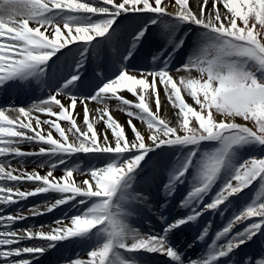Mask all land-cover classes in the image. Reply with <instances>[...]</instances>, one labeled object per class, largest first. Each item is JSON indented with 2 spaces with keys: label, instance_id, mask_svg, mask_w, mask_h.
<instances>
[{
  "label": "snow or ice",
  "instance_id": "1",
  "mask_svg": "<svg viewBox=\"0 0 264 264\" xmlns=\"http://www.w3.org/2000/svg\"><path fill=\"white\" fill-rule=\"evenodd\" d=\"M60 14L64 16L58 20ZM129 14L148 15L153 24L168 17L178 24L203 29L187 63L176 69L177 72L194 69L201 78L177 81L167 68L152 72L124 69L117 79L105 83L92 96H72L61 89L27 109L0 108V158H3L0 159V262L3 264H33L56 243L94 232H104L108 238L88 252L87 259L77 257L69 264H110L117 247L126 252L159 253L173 264H184L182 255L168 244L167 234L184 224L194 223L204 212L219 210L254 181H264V157H251L234 168L210 203L204 202L235 146L247 143L264 146V0H191V4L190 0H96L94 3L90 0H0V88L12 80L42 77L52 56L70 45H81L86 53L93 41L109 34L117 19ZM81 16L86 22L79 19ZM238 20L243 26H238ZM148 31L145 27L134 35L133 48ZM182 46L183 40L176 44L177 48ZM82 68L83 63H80L73 69L72 78L64 88L75 85ZM158 83L163 86L169 102L179 109L182 120L178 127L169 126L158 115ZM182 88L200 106L199 111L185 102ZM125 91L135 97V101L121 94ZM61 95L67 97V104L58 98ZM146 95L155 96L156 112L150 109ZM113 100L129 117L127 125L133 133L131 139L126 136L125 127L111 114L107 101ZM88 101L104 105L98 109L99 119L105 124L104 132L98 133L94 122L89 120ZM78 103L84 108L86 130L77 126L72 115ZM37 112L48 118L41 120L34 115ZM214 113L223 119L214 118ZM190 117L198 122V127L190 126ZM237 118L252 126L238 123ZM134 119L147 124L150 143H146L145 135L137 130ZM60 121H67L70 126L61 127ZM42 125H47L48 130ZM53 130L59 138H54ZM68 134L74 137L71 142ZM206 141H221L223 147L203 162L201 182L194 186L186 201H198L191 215L169 225L165 235L156 236L142 235L122 222L124 211L114 203L115 198L122 189L126 191L125 181H131L149 152L165 146H198ZM25 143L38 145V150L22 151L20 145ZM81 153L106 155L110 162L87 171L65 168L64 175L59 178L53 175L59 166L66 164V157ZM28 157L44 158L45 162L37 167L47 165V174L23 169V161ZM191 166L189 159L182 169L173 171L170 183L165 186L167 194H171L175 184L183 183ZM74 172L87 179L77 183L73 179ZM26 183L34 187L21 190ZM50 192L60 194L61 199L26 212H5L13 204ZM127 195L147 202L142 193ZM73 202L78 206L77 214L47 226L48 231H44L45 225L39 229L12 228L13 224L31 216L45 215ZM200 205H203L202 211L197 210ZM248 220L252 222L244 231L232 235L236 224ZM261 233H264V198L258 196L256 203L235 216L217 234V240L224 238L227 243L215 255L206 261L190 260L189 264H213ZM206 235L207 230L203 236ZM24 241L42 243L15 247ZM244 264H264V257H249Z\"/></svg>",
  "mask_w": 264,
  "mask_h": 264
},
{
  "label": "bare ground",
  "instance_id": "2",
  "mask_svg": "<svg viewBox=\"0 0 264 264\" xmlns=\"http://www.w3.org/2000/svg\"><path fill=\"white\" fill-rule=\"evenodd\" d=\"M95 1L91 0V2H93V3ZM191 6L195 7L194 5H191ZM218 7L222 8L221 5H218ZM61 17H63V15L57 16V19L59 20V19H61ZM82 22H86V21H82ZM123 23H128V21L126 20V17L123 18L118 24H116L106 37H103L104 39L111 38L110 41L113 42V43H111V45L113 47L115 45V47H116L115 51H117L118 53H120V51H123L125 49V46L127 45V43L130 42L133 33L135 34V30L137 27V21H135V20L132 21L133 26H130L129 28H127L130 35L127 36V39L120 41L119 37H121V34H119L118 32L120 31L119 29H121V27L123 26ZM179 26L180 25L174 24L173 29L175 32L183 33L185 36L188 35V41H187L188 45L186 48H184V51L182 54V56L184 57L183 60L188 61L189 56L192 54L193 49L196 47L197 40L200 39L197 31L202 32L203 29L198 28L195 25H191V26L185 25L182 28H180ZM152 31H153V28H152V30L149 31V34ZM112 33L117 34V35L114 34L115 39L110 37V35ZM96 43H97V41L94 42V44H96ZM170 51H171V45H170L169 41L166 40V38L155 36L152 33V35L150 34L148 36L145 44L143 45V48L137 54L136 59L130 64V66L119 65L117 60L116 61L106 60L105 63H106V65H109L110 67H112L113 71L116 70L118 73H121L122 70H124V69H127L129 71H133L132 69H134V66H136V69L141 70L140 72H145L147 70H149L151 72L152 71H159V70H162L164 68H167V66L170 64V62L172 60L171 56H170ZM157 57H158V59H157ZM77 58H79V61L81 60L80 57H77ZM72 59H74V57H72ZM176 65L178 67L179 64H176ZM176 65L174 66V68L176 67ZM72 73H73V70H72ZM171 75L173 76V78L175 80L179 81L180 78L189 79L191 77V71H187V70H181L180 72L175 71ZM19 82H20L19 90H21V93H18V94H25L26 93L25 96H28L30 94H35V93L36 94H42L43 93L39 90L41 81H39L37 84L33 85L32 87H30L31 84L33 83L32 79H31V81H29V79H28L26 81H19ZM48 82H52V80L50 79ZM96 82H97L96 79H92L90 82L78 83V84H75L74 86L70 85L69 88H62V89H64V91L67 94L72 95V96L87 97V94L94 91ZM157 89L159 90V99H160V108H159V112H158L159 117L161 119H164L169 124V126H171V127H175V126L179 125V123L182 120V116L179 113V109L177 107H174L173 104L169 102L167 95L163 96L162 94H160L161 91H164V90H163V86L160 85L159 83L157 84ZM149 91H151V89ZM3 94H4L3 88H0V95H3ZM95 94H93V95H95ZM121 94L130 100L135 101V99H136L135 97H133L130 93H127L126 91L122 92ZM181 95L184 98L185 102L188 103L189 102V100H188L189 95H188L187 91L184 90L183 88L181 89ZM14 98H19V97L17 95H14ZM58 98L61 99L62 103L67 104L69 102L67 97H65L63 95H61ZM40 102L41 101H35V102H33V104H38ZM146 102L149 104L150 109L153 112H156L155 96L149 97L146 95ZM107 103L109 105V108H110V111H111L113 118L125 127L126 136L129 139H131L133 137V133L127 125V121L129 119V117L127 116L126 112L120 110V108L117 106L118 105L117 101H114V100L113 101H107ZM87 104H88V110H89V120L94 122L95 128H96L98 133L104 132L105 124L101 119H99V112H98V109L103 108L104 105L101 103H97L96 101H88ZM28 108H30V107H28ZM34 115L38 116L41 120L48 118L46 116V114H44V113L37 112V113H34ZM72 115H73L74 119L76 120L77 126L80 127L82 130H86V125L84 123V108H83V105L81 103L77 104V107L74 110V112L72 113ZM53 119H55V118H53ZM133 123L136 125L137 130H139L142 134L145 135L146 143H150V141L147 140V135L149 133V129L147 128V126L144 124L138 123L135 119L133 120ZM60 124H61V127H64V128H67L70 126L69 122H67V121H60ZM42 127L45 129V131L48 130L47 125H42ZM69 135H70L69 140L71 142L72 140H74V137L71 134H69ZM108 135H109V139H111L112 138L111 130L108 131ZM53 136H54V138H59L58 133H56L54 130H53ZM38 147L39 146L36 144H29V143H25V144L20 145V148L22 151H37ZM0 159H3V158H0ZM31 161H36V167L31 169V166H22L23 169H25L29 172L35 170V171L39 172L40 175H46L47 174V172L49 170L47 165H45V167H43V168L37 167L39 164L45 162L44 158H34ZM53 175L55 177L59 178V177L63 176L64 174L60 173V172H54ZM73 179L77 183H80L82 180L86 179V177L77 174V175H74ZM156 183H158V182L156 181ZM161 184H158V185H161ZM165 184H167V183H165ZM33 187H34V185L29 183V184H25L24 188H22L21 190L28 189V188L32 189ZM141 190L145 191V194L147 193V196L145 195L147 198V202L146 203L145 202H139L137 200L132 199V197H130V200H129L130 204L128 203L127 209H125V221L126 222H124V223H126L130 229L139 231L142 235H144L141 231V228L143 227V224L145 223V219H146L147 215L149 214L151 208L152 207L155 208L156 204L160 202V200L163 198V194H166V193L164 191H162V186L157 187V185H153V184H145L143 187H141ZM141 192L142 191H139V193H141ZM135 193L136 192H134L133 195ZM53 195L54 196H48V198H47V196H45L41 200L44 199L46 201L45 202V204H46V203H52V202H55V201L61 199V198H59L60 194L53 192ZM181 195L183 196V199H182L183 201L180 204L179 208L182 210H187L188 209V207H187L188 203H186V201H187L189 196H187L188 194H186V193L183 195V190H182ZM47 199H49V200H47ZM189 207L192 210L194 208H197V201L196 200L191 201ZM61 208H59L58 210H60ZM58 210H56V211H58ZM63 210L66 211L65 214H62L64 216L63 219H66L68 217H72L73 215H75V214H72L71 216H68V214H69L68 210L69 209L64 208ZM197 210H200V209L198 208ZM202 210H200V211H202ZM55 212H53V213H55ZM156 216H158V213L154 211V213H152L151 217L153 218ZM214 216H215L214 212H204V214L200 217H202V219L205 220V222H203V228L205 230H207V232L213 231V234L215 235V226H216L215 222H216V220L214 219ZM42 219L43 218H35L32 221H29L28 225H30L33 228L36 227V229H39L42 226L41 225V223L43 221ZM49 220H50V222H52V224L57 221V220H55V221L51 220L50 217H49ZM176 221H178V220H176ZM65 223L67 224L69 222L65 221ZM48 230H49V228L46 226L44 228V231H48ZM160 231H161V228H158L157 233H159ZM215 236L217 237V235H215ZM73 240L76 243L75 245H77L79 243V241L83 240V239L75 238ZM73 240L68 239L67 240L68 242L66 243V245H64L63 247H61L59 249H55L53 251H50L49 252L50 256H56L57 258H59L58 254L61 252L64 261L72 260L73 258L71 257V251L66 249V246L70 245ZM189 241H188V243H189ZM128 242L131 243L132 242L131 239ZM197 242H198V240H197ZM253 248H254V243L250 242L248 244L247 249L250 251ZM173 249H175L178 252V247H174ZM185 252L188 253V256L192 259V261H201V260L206 261L210 256H212V255L209 256L208 254L204 253V256L201 257V254H199L197 252V250L195 249V246L192 247L190 244L187 245ZM132 255L133 256L131 258H129L128 259L129 261L126 262L125 264H138V260L142 259V256L140 254L133 253ZM150 259L151 260H150L149 264H161V262L158 263L156 260H154L152 258H150ZM44 260L45 259H42V261H44ZM145 260H146V258H145ZM0 264H2V262H0ZM36 264H40V262H38Z\"/></svg>",
  "mask_w": 264,
  "mask_h": 264
},
{
  "label": "rangeland",
  "instance_id": "3",
  "mask_svg": "<svg viewBox=\"0 0 264 264\" xmlns=\"http://www.w3.org/2000/svg\"><path fill=\"white\" fill-rule=\"evenodd\" d=\"M90 2H91V0H90ZM190 3H191V0H190ZM79 19L81 21H85L86 20V18L83 17V16L79 17ZM89 19H93L94 20L95 18H89ZM119 19H117V21ZM150 20L151 19H150L149 16L145 17L144 19H141V21L139 22V27L140 28L137 31L139 32L141 30V28H143L144 25L146 23H148ZM251 23H252V21H250V24ZM165 24L168 25V28L164 27ZM174 24L180 25L179 26L180 28H182L183 26L187 25V24H178V22L172 20L171 18L165 17L162 20L158 21V23L156 24L157 29H155V32L153 34V35H157L158 37H162L163 36L164 38H166V40L168 39V41L171 42V44H172V53H173V58H174V61H173L174 64H172L171 69L168 70V71H170V74L174 73L177 68L182 67L187 62V61H184L183 58H181V55L183 53V49L185 48V46H187L186 45L187 41L185 39L186 36H183L184 35L183 33L175 32L174 29H173ZM237 24H238V26H243L242 25V21L238 20ZM257 30L260 31L259 26H257ZM197 32H198L199 37L201 38L202 35H203L204 30L202 32L201 31H197ZM181 40H183V46L177 48L176 44H178L179 41H181ZM140 43L138 45V49L140 47ZM130 45L132 46V42H131ZM80 49L83 50L82 47ZM135 56H136V54H135ZM124 57H125V55H123V58ZM132 57H134V54H130L129 56H127L126 60L130 61L132 59ZM181 60H183V61H181ZM176 64H179L178 67H177ZM175 65H176V67L174 68ZM169 68H170V65H169L168 69ZM135 71H138V70H135ZM147 72H150V71L148 70ZM190 78L191 79H199V78H201V74L193 69L191 71V77ZM160 94H162L163 96L166 95L164 93V91H161ZM201 99H202V96H201ZM188 100H189L188 104L190 106H192L197 111L200 110V106L198 104H195L193 98L190 95H189V99ZM17 104L18 103H15L14 106H12V107H16V108H26V107H28L27 105H23V104L17 105ZM0 106H1L0 108H8V107H10V106H7L5 104H1ZM9 115L15 116L16 113H9ZM214 118H216L218 120L219 119H223L222 116H220L219 114H216V113H214ZM136 121L138 123H141V124H144V125L147 126V124L144 121H141V120H136ZM190 121H191L190 122V126L191 127H194V128L198 127V122H196L194 118L190 117ZM237 122L241 123V124H247V126H249V127L252 126L250 122H245V121H243L240 118H237ZM175 127H178V125L175 126ZM180 134H183V133L181 132ZM195 147H196V151H198V152L202 151L199 154V158H198V161H197V166L198 167L196 168V171H195V173L199 177L200 173H201V170H202V167H203V162L205 161V159L208 156H211L213 153L221 150L223 145H222L221 141H215V142L206 141V142H202L201 144H199L198 146H195ZM192 149H194V147H192ZM171 150H173V148ZM166 151L167 152H171L170 149H169V146L161 147V148L155 149L154 151L149 152L147 154V156H145V159L141 162V164L144 163L145 161L149 160V159H152V162H154V164L156 163V165H158L160 159H162L163 154ZM194 151L195 150H193L192 152H194ZM168 155H170V154H168V153L166 154L167 158L169 159ZM251 157H264V146L257 145L255 143H247V144H244V145L235 146L231 150V152H230V154L228 156L227 162H226L224 168L221 171V172H223L226 168L228 169V173L226 174V172H225L223 174L225 179L228 180L230 178V176L232 175L234 168L238 167L241 163H243L244 161L248 160ZM189 158H190V156L187 155L185 159H183L182 161L179 162V165H181V167L183 168L184 165L188 162ZM66 162L71 163V165L70 164L61 165V166L58 167V170L57 169L56 170L64 174L65 168H69V169H71V168H79L81 171H87V170H89L91 168H102V167L106 166L110 162V159L106 155H101V154H90V155H87L86 154V155H82V156H77L73 161L67 160ZM13 163H15V162H13ZM32 164H35V163L33 162ZM33 166L35 167L36 164L33 165ZM177 167L175 165V169H174L173 164H171L170 161H169L166 164V166L164 167V169H163V171H164L163 174L165 175V177L170 178L171 174L173 173V170H177ZM77 174H79V172H74L73 176L77 175ZM81 176H83V175H81ZM139 177H140V173H138V172L133 173L132 182L131 183H133V180L134 181L135 180L140 181ZM86 179H87V177H86ZM200 182H201V180L197 179L195 185H198ZM141 185H142V183L138 184L136 187H140L141 188L142 187ZM131 188H133V186L132 187L130 186V188H128V190H130ZM217 192H218V190L215 192V194ZM240 194H244V197H242V198H245L244 202H240L238 204L234 203L235 199H238V198H240V196H243V195L235 196V197H232V199H231V202L234 205L233 207L237 208L236 209L237 214L242 213L247 207H249V206L253 205L254 203H256L258 196H260L261 198H264V181H261L260 179L254 181L253 184L249 188L245 189ZM125 198L126 197L124 195H121V194H118L116 196V202L118 203V205L121 208L123 207L124 209H126L127 203H128L127 200H126V202H124ZM211 200L212 199H209L207 203H210ZM43 203H44V201L40 200L37 203H31V204H29L26 207L18 209L17 211L16 210H10V214H16L17 212H26L28 209L38 207L39 205H43ZM81 207H83V206H81ZM67 209H69L68 213H70L72 210L77 211L78 206L75 204V202H73L71 205H69L67 207ZM65 213H66V211L62 210L61 212H59V213L55 214L54 216H52L51 220L59 221V220L64 218V216L62 214H65ZM233 217H229V218L225 219L224 222L219 225L218 233H220L222 231V229H224L232 221L231 218H233ZM44 219L45 220H44V223L42 225H45V226L51 225L50 220H48V218H44ZM121 219H122V222H126L125 221V211H124V215L121 217ZM252 219H258V217H253ZM251 222H252V220H248V221H245L243 223L236 224L234 226V228H233L232 235H235L236 232L244 231V229ZM16 225H17V223L13 224L12 228L16 227ZM250 241H254V243L256 245V249L250 250V251L249 250H245V251H243L241 253H238L237 256H230L231 259H226L222 264H244V261L247 260L249 257H254V258H257V259H259L261 257H264V233H261V234H259L257 236H254L248 242H250ZM220 242L225 245L227 243V240L224 239V238H221ZM248 242L245 243V244H242L240 247L236 248L235 251L232 252V253H237V251H239V249L245 247L246 244H248ZM15 247H20V246L16 245ZM91 247H90V249H88L89 251L87 249H85L83 251V253L86 252V251L90 252L92 250ZM120 251L122 253V249ZM88 252H87V254H88ZM78 253H79L78 257L84 259V256L80 253V251H78Z\"/></svg>",
  "mask_w": 264,
  "mask_h": 264
}]
</instances>
